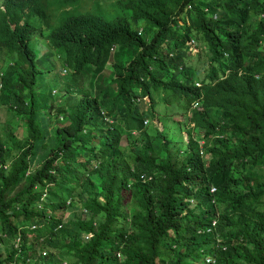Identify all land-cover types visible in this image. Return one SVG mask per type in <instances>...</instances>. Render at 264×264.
Listing matches in <instances>:
<instances>
[{"label": "trees", "instance_id": "obj_1", "mask_svg": "<svg viewBox=\"0 0 264 264\" xmlns=\"http://www.w3.org/2000/svg\"><path fill=\"white\" fill-rule=\"evenodd\" d=\"M49 3L0 2V107L26 131L0 127V264H264V0H115L34 36Z\"/></svg>", "mask_w": 264, "mask_h": 264}, {"label": "rangeland", "instance_id": "obj_2", "mask_svg": "<svg viewBox=\"0 0 264 264\" xmlns=\"http://www.w3.org/2000/svg\"><path fill=\"white\" fill-rule=\"evenodd\" d=\"M1 1L2 0H0V2ZM113 3H115V0L114 1H112V0H80V2L76 6L65 11L61 8V6H59L57 0H50L49 13L52 17V22H51V29L46 31V34L50 33L53 29L58 28L63 23V21H65L67 18L72 17V16H77V15H81V14L96 15V14L102 13L106 16V18L113 19L116 16L117 10H118V7L116 5L113 6ZM36 21L38 22V20H36ZM146 36L148 38L151 37V33L148 30V27H146V29L144 30L142 37H146ZM32 40L33 41L30 45L32 47H34L35 50L37 51L38 55L41 56L40 49L44 46H48L47 45L48 43L42 39H32ZM189 45L192 47L193 51H192V55L187 57V59L190 61L191 64L196 66L197 71L199 73V77L202 78L206 75L205 74L206 73V67L208 68V66H209V60H208L207 55H206V50L201 45H199L198 43L190 42ZM0 57H1V55H0ZM108 64H109V67L106 68L105 74H109L111 71V64L112 63L109 62ZM53 69H54L53 74L56 72L58 78L62 81L61 82L62 87L66 88L67 87L66 82L71 78V76L70 75H67L65 77L61 76L58 73L59 68L57 66ZM88 83H89V81L87 80L83 87L88 88L89 87ZM53 86H56V84L52 85L51 87H53ZM59 92H60L59 90H56V91H54V94L57 95V94H59ZM59 95H62V94H59ZM147 103H149V102H147ZM173 109L174 108H170L168 113L170 114L173 111ZM175 117L179 118L180 115L175 114ZM181 120L185 123L183 116L181 117ZM175 122H177L175 119L169 120V118H168V120L165 121V123H167L169 125L167 132L169 133L170 137H173L175 139L182 138L184 141H186L188 139L187 133L184 131V129H182L181 133H180L179 127ZM150 123L151 122H149L148 125ZM153 123L156 126H158L160 129H162V130L164 129L163 124L160 121H158L157 119H155ZM8 125H10L9 128L15 129V135L19 139H22L26 135L24 122L20 118L14 119L13 117H11V115L8 113V111L6 110L5 107H0V127L4 128V127H7ZM180 127H181V124H180ZM124 143H126V138L124 139ZM200 144L202 145L203 142L200 141ZM80 214H81V211H80ZM70 215L71 214H69V213L66 214L67 217ZM68 261L69 260H67L66 262H68Z\"/></svg>", "mask_w": 264, "mask_h": 264}, {"label": "clouds", "instance_id": "obj_3", "mask_svg": "<svg viewBox=\"0 0 264 264\" xmlns=\"http://www.w3.org/2000/svg\"><path fill=\"white\" fill-rule=\"evenodd\" d=\"M69 9H70V8H67V10H69ZM46 14H47V17H48L47 21H45L42 17H40V16H38V15H34L32 21H29L30 24H31L32 26H35V27H36L37 32H36V34H35L34 36L40 35V34H41L40 31L43 32V34L45 35V34H46V31H48V30L51 29L52 17H51V15H50V13H49V5H48V4H47V6H46ZM36 20H38V22H37ZM21 24H24V20L21 22ZM49 26H50V27H49ZM12 27H13V29H15L16 26L13 25ZM54 30H56V29H53L52 31H54ZM141 31H142V30H141ZM44 32H45V33H44ZM34 36H33V37H34ZM33 37H32V39H33ZM46 42H47V41H46ZM190 42L197 43L194 39H192ZM190 42H188L187 45L189 46V53H190V55H192V51H193V49H192V47L189 45ZM198 44H199V43H198ZM199 45H200V44H199ZM176 54H177V53H175V52H174V53H170V54H169V57L172 58V57H174ZM209 64H210V63H209ZM190 67H193V69H194V74H197L198 78H200L196 66H194L193 64H191L190 61L187 59V57H185V64H184L183 66H180V70H183L184 68H187V69H188V68H190ZM208 69H209V66H208V68L206 67V73H205V74H207ZM165 73H166V72H165ZM205 76H206V75H205ZM205 76H204V77H205ZM204 77H202V78H200V79H203ZM196 85H197L198 87H201V86H202V83H200V81H199V82L196 83ZM160 94H161V99H162V100H160V101L158 102V104L160 105L159 110L162 111V112L164 113L165 116H167V118H166L165 120H168V118H169V120H170V119H172V120L175 119V120L177 121V122H175V123L178 125L179 130H180V133H181V130H182V129H181L179 123H178V119L181 118V117H182V114L184 113L183 111L180 110L181 105H182L183 102H179V101L176 100V99L174 98V96H172L171 94H167V93H163V92H161ZM144 101H145V104H146V105H148V104L151 103V99H150L149 96H145V97H144ZM146 101L149 102V103H147ZM196 106H197V105H196ZM170 108H174V109H173V111L169 114L168 111H169ZM162 112H158V115H161ZM175 114H179L180 117H179V118H176V117H175ZM171 117H172V118H171ZM157 120H158V119H157ZM158 121H159V120H158ZM153 122H154V121H153ZM160 122L164 125V122H162V121H160ZM146 124H148V121L146 122ZM170 124H171V123H170ZM193 126H194V125H191V127H193ZM163 127H164V126H163ZM161 130H162V129H161ZM184 131H185V130H184ZM185 132H186V131H185ZM186 133H187V132H186ZM187 136H188V134H187ZM172 138H173V137H172ZM179 139H181L183 142H187V141L189 140V137H188V139H187L186 141H184L182 138H179ZM212 192H215V189H213ZM214 222H216V221H214ZM214 222H213V223H214ZM213 223H212V226L208 228V231H209V229L212 230V228H214V227L217 225V222H216V225H215V226H213ZM209 232H210V231H209Z\"/></svg>", "mask_w": 264, "mask_h": 264}, {"label": "built area", "instance_id": "obj_4", "mask_svg": "<svg viewBox=\"0 0 264 264\" xmlns=\"http://www.w3.org/2000/svg\"><path fill=\"white\" fill-rule=\"evenodd\" d=\"M215 225H216V222L213 223V226H215ZM209 231H211V229H209ZM205 263H206V264H213V263H215V261H214L213 258H207V259L205 260Z\"/></svg>", "mask_w": 264, "mask_h": 264}]
</instances>
